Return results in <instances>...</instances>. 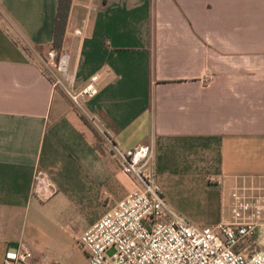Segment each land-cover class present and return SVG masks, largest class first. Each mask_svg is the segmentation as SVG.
I'll list each match as a JSON object with an SVG mask.
<instances>
[{
	"label": "crops",
	"instance_id": "obj_1",
	"mask_svg": "<svg viewBox=\"0 0 264 264\" xmlns=\"http://www.w3.org/2000/svg\"><path fill=\"white\" fill-rule=\"evenodd\" d=\"M56 6L0 0V264L26 220L74 215L77 239L132 188L81 115L122 148L152 141L157 181L197 187L202 225L233 219L235 187L264 190V0H72L76 92L98 74L81 105L30 53L51 46ZM37 169L56 189L44 201ZM244 247H264V221Z\"/></svg>",
	"mask_w": 264,
	"mask_h": 264
},
{
	"label": "built area",
	"instance_id": "obj_2",
	"mask_svg": "<svg viewBox=\"0 0 264 264\" xmlns=\"http://www.w3.org/2000/svg\"><path fill=\"white\" fill-rule=\"evenodd\" d=\"M68 61V53H62L56 70L67 74ZM46 68V75L52 74L53 69L48 65ZM97 78L98 74L92 75L80 92L69 93L70 98L78 103L79 97L94 95ZM103 138L106 150L132 188L78 235L77 244L87 253L88 264H264V247L244 250L255 226L264 221V192L235 187L230 208L233 219L198 226L165 200L157 181L152 141L122 148L106 135ZM55 190L48 174L35 170L32 194L44 201ZM111 248L114 252L107 255ZM1 264L59 263L36 257L20 238Z\"/></svg>",
	"mask_w": 264,
	"mask_h": 264
},
{
	"label": "rangeland",
	"instance_id": "obj_3",
	"mask_svg": "<svg viewBox=\"0 0 264 264\" xmlns=\"http://www.w3.org/2000/svg\"><path fill=\"white\" fill-rule=\"evenodd\" d=\"M64 52H66L65 48L59 52L51 46L49 48L30 50V53L43 63L46 70V65L53 69L52 74L49 73L48 75L49 78L55 83L56 87L70 97L69 93H76V86L72 83V76L69 72L70 62L68 61L67 74L60 73L56 70L58 59ZM79 102L81 105V99ZM98 135L99 138H97L98 141H96L97 145L100 149H106L103 144L104 138L102 134L99 133ZM171 181L172 180H170V182ZM171 184H160L163 196L166 198L167 203L175 211L191 220L193 224L203 226V209H201L203 204L201 199H199L202 194L198 188L196 187L195 189L197 191H195L190 182L188 183V181L185 180L182 182H175V180H173V183ZM262 191L264 190H261L260 193H262ZM97 212L96 209L94 211H88L86 214H83V218H88L92 214H97ZM72 218H74V215L69 217V219ZM69 219L61 220L59 217L53 216L46 218V215L44 214V217L40 218L37 222L26 220L23 233L24 242L31 245L33 254L36 257H41L45 261H54L59 264H84V252L80 246H78L75 235L68 231L69 228L77 230L82 221ZM113 252L114 249L111 248L107 251V255H111Z\"/></svg>",
	"mask_w": 264,
	"mask_h": 264
},
{
	"label": "trees",
	"instance_id": "obj_4",
	"mask_svg": "<svg viewBox=\"0 0 264 264\" xmlns=\"http://www.w3.org/2000/svg\"><path fill=\"white\" fill-rule=\"evenodd\" d=\"M71 2L72 0H57V6L54 15L53 38L51 42V47L58 50L59 52L64 50V35ZM80 118L86 125H88L94 131L95 136L99 138L97 131L92 127L89 121L82 115L80 116Z\"/></svg>",
	"mask_w": 264,
	"mask_h": 264
},
{
	"label": "water",
	"instance_id": "obj_5",
	"mask_svg": "<svg viewBox=\"0 0 264 264\" xmlns=\"http://www.w3.org/2000/svg\"><path fill=\"white\" fill-rule=\"evenodd\" d=\"M11 246L15 249L16 243H12Z\"/></svg>",
	"mask_w": 264,
	"mask_h": 264
}]
</instances>
